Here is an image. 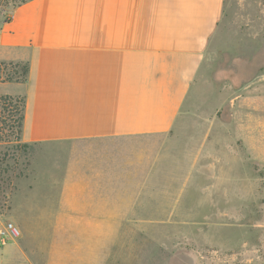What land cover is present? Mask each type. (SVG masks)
Returning <instances> with one entry per match:
<instances>
[{
  "label": "crops",
  "instance_id": "obj_1",
  "mask_svg": "<svg viewBox=\"0 0 264 264\" xmlns=\"http://www.w3.org/2000/svg\"><path fill=\"white\" fill-rule=\"evenodd\" d=\"M223 8V0H29L12 9L0 22V64L27 63L28 73L23 83L0 82V95L24 97L19 142L40 145L11 203L19 227L46 218L30 232L100 234L104 251V235L124 227L200 216V194L185 200L182 189L206 143L189 132L182 140L180 116ZM85 246L68 236L57 248L51 238L49 256L39 248L33 261L15 242L7 261L55 264L57 250L67 260Z\"/></svg>",
  "mask_w": 264,
  "mask_h": 264
},
{
  "label": "rangeland",
  "instance_id": "obj_2",
  "mask_svg": "<svg viewBox=\"0 0 264 264\" xmlns=\"http://www.w3.org/2000/svg\"><path fill=\"white\" fill-rule=\"evenodd\" d=\"M16 1L0 0V22L10 17ZM223 3L221 21L200 70L199 89L191 92L179 118L182 140H190L185 138L189 132L206 143L182 189L185 200L200 194V216L152 218L150 225L124 227L123 233L104 235V251L100 234L31 233L33 220L47 226L48 219L29 218V226L19 227L11 215V203L31 173L33 159L20 156L19 141L5 120L0 125V190L9 196L7 200L0 196V225L13 222L21 237L0 249V264H24L7 261L15 242L22 243L29 260L35 261L39 248L47 257L52 252L51 238L59 248L68 236L71 244L85 242V249L67 260L57 250L55 264H91L94 256L100 263L102 254L103 264H264V0ZM14 72L20 78V67L0 65V82L15 79ZM212 130L215 180L208 179L213 171L205 155ZM224 157L230 162L226 165L231 164V181L226 184L220 175ZM197 173L200 185L195 186ZM192 204L196 203L188 201L185 208Z\"/></svg>",
  "mask_w": 264,
  "mask_h": 264
},
{
  "label": "trees",
  "instance_id": "obj_3",
  "mask_svg": "<svg viewBox=\"0 0 264 264\" xmlns=\"http://www.w3.org/2000/svg\"><path fill=\"white\" fill-rule=\"evenodd\" d=\"M29 0H18L14 2L13 8L16 6H19ZM0 65L3 66H11L13 69L16 67L21 68V74L20 78H18V74L14 72L13 74L16 75L17 77L14 79L12 77H7L6 79L2 80L3 82H17V83H23L26 81L27 73H28V65L27 63H1ZM19 99L17 100L16 96H11V95H0V125L4 123L3 121L8 120L9 123L11 124L9 126V130L13 129L15 133V139L19 141L20 138V133L22 129V123H23V110H24V97L19 96ZM2 114H5L2 116ZM40 145L35 144V145H30L27 143H18L17 149L19 151V154L21 157L24 158H34L37 155V152L39 150ZM7 170V169H5ZM3 170L2 172H5ZM0 174H1V169H0ZM0 196L7 200L8 199V194L5 193L4 190H0Z\"/></svg>",
  "mask_w": 264,
  "mask_h": 264
},
{
  "label": "built area",
  "instance_id": "obj_4",
  "mask_svg": "<svg viewBox=\"0 0 264 264\" xmlns=\"http://www.w3.org/2000/svg\"><path fill=\"white\" fill-rule=\"evenodd\" d=\"M21 237L20 229L13 223L6 221L0 225V249L10 242H14Z\"/></svg>",
  "mask_w": 264,
  "mask_h": 264
}]
</instances>
